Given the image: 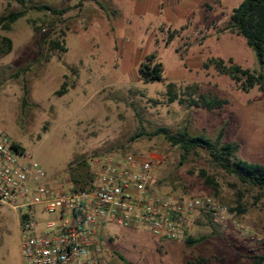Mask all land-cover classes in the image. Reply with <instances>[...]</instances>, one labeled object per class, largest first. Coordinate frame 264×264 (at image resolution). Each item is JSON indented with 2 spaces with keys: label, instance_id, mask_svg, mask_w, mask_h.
Listing matches in <instances>:
<instances>
[{
  "label": "rangeland",
  "instance_id": "rangeland-1",
  "mask_svg": "<svg viewBox=\"0 0 264 264\" xmlns=\"http://www.w3.org/2000/svg\"><path fill=\"white\" fill-rule=\"evenodd\" d=\"M79 1L27 3L59 9ZM98 1L109 16L86 0L62 16L29 11L10 31L0 29V36L12 41L11 51L0 56V130L59 182L89 170L94 157L132 154L152 161L162 193L208 196L228 209V219L214 226L203 213L191 216L187 235L206 238L190 246L160 239L144 225L105 224L101 232L109 264H186L199 257L207 260L202 264H246L264 242V192L226 173L204 149L183 159L182 151L162 137L132 138L140 130L139 120L148 132L156 126L171 132L187 127L209 138L226 122V138L239 142V157L264 162V95L256 87L240 91L228 75L212 65L203 67L213 57L258 70L244 39L222 31L242 0H159V15L143 11L145 0ZM20 8L17 2L0 0V16ZM58 37L65 47L61 52L49 48ZM142 52L156 54L164 67L162 80H139L136 59ZM24 67V74L13 76ZM169 81L178 92L195 84L194 97L209 93L227 103L211 111L168 103ZM204 174L213 178L216 192ZM19 235L17 212L0 203V264H22Z\"/></svg>",
  "mask_w": 264,
  "mask_h": 264
},
{
  "label": "built area",
  "instance_id": "built-area-1",
  "mask_svg": "<svg viewBox=\"0 0 264 264\" xmlns=\"http://www.w3.org/2000/svg\"><path fill=\"white\" fill-rule=\"evenodd\" d=\"M0 203L18 214L22 264H109L101 232L109 223L133 229L144 225L160 239L183 243L185 223L194 214L203 213L214 224L229 217L227 207L211 197L162 193L152 161L132 154L94 157L88 185L74 190L69 181L49 178L1 130Z\"/></svg>",
  "mask_w": 264,
  "mask_h": 264
},
{
  "label": "trees",
  "instance_id": "trees-1",
  "mask_svg": "<svg viewBox=\"0 0 264 264\" xmlns=\"http://www.w3.org/2000/svg\"><path fill=\"white\" fill-rule=\"evenodd\" d=\"M14 1L20 5L17 11H9L7 14L0 16V29L3 31H10L12 25L20 18L24 17L29 11L46 12L52 15L62 16L66 12L79 7L83 1L80 0L77 4L66 6L63 8H51L46 4L29 5L27 0H5ZM98 5L107 14L105 8L98 0H91ZM223 30H230L236 35L241 36L246 45L253 51L258 70L251 71L247 68H242L234 63L231 58L225 61L222 58H209L203 63V67L207 68L210 65L214 67L220 74L228 75L229 78L235 83L236 87L243 92H248L250 89L256 87L264 95V0H242L236 7L233 8L230 15L229 22L222 28ZM42 40L39 41V47L42 46ZM49 48L52 51H64L63 40L58 37L49 42ZM12 49V41L7 36H0V56L8 54ZM27 67L18 68L13 76L18 77L24 74ZM163 64L156 58V54L149 53L144 57L138 67V78L144 83L153 81H160L163 78ZM67 85L66 81L63 82L61 88ZM198 87L197 85H186L180 92L177 91L175 83L168 82L166 86V101L173 103L177 101L179 104L187 106L201 107L206 110L221 109L227 100L219 98L209 93H198L194 97ZM57 93H61L60 90ZM27 94V87L23 79V98ZM140 130L133 135L132 138L138 136L148 137H162L171 145L178 147L182 151L183 159L190 153L198 149L207 151L210 160L222 168L226 173L235 176L242 184L255 187L264 192V162L252 163L243 160L239 157L240 144L235 140L226 138V125L223 123L213 138L206 137L201 134H192L184 127L177 132H171L166 126H156L151 131H146L142 127L139 120ZM17 145H19L17 143ZM205 175V174H204ZM90 179V168L86 172H78L76 176H72L69 182L72 184L74 190H83L88 185ZM205 180L210 184L213 190L217 191V184L213 178L205 175ZM238 209V208H237ZM207 223L214 224L208 217ZM212 234H218L217 231L212 229ZM206 236L193 239L187 235L185 242L186 245H194L202 242ZM122 260V256L117 254ZM206 259L199 257L198 260L191 261L190 258L186 264H202ZM264 263V242L261 244L258 252L252 254L246 264H263Z\"/></svg>",
  "mask_w": 264,
  "mask_h": 264
},
{
  "label": "crops",
  "instance_id": "crops-1",
  "mask_svg": "<svg viewBox=\"0 0 264 264\" xmlns=\"http://www.w3.org/2000/svg\"><path fill=\"white\" fill-rule=\"evenodd\" d=\"M154 0H145V3L143 4V11L144 12H147L148 10H153L156 12L157 15H159L160 11H159V0H156L155 1V4L153 2ZM163 12H165L163 10ZM167 12V11H166ZM168 13V12H167ZM107 16H109V14L106 13ZM114 23V22H113ZM153 53V52H151ZM149 54L147 52H142L141 55L138 56V58L136 59L137 60V63H138V67H139V64L141 63V61L144 60V57ZM135 62V61H134ZM126 65V63H125ZM164 71V70H163ZM169 82H173V81H169ZM174 83V82H173ZM16 142V141H15ZM68 182V181H67Z\"/></svg>",
  "mask_w": 264,
  "mask_h": 264
}]
</instances>
